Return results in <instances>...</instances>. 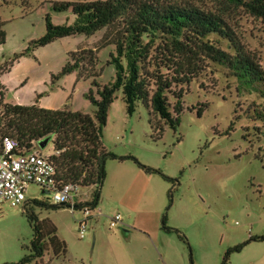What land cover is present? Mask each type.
<instances>
[{
	"label": "rangeland",
	"instance_id": "1",
	"mask_svg": "<svg viewBox=\"0 0 264 264\" xmlns=\"http://www.w3.org/2000/svg\"><path fill=\"white\" fill-rule=\"evenodd\" d=\"M56 1L92 0H0L6 32V42L0 46L4 101L19 104L15 89L25 85L20 104H29L41 94L44 108L67 107L93 114L96 108L84 96L89 89L96 92L91 80L77 73L59 80L53 76L66 64L69 52L99 48L105 30L92 36L61 38L16 61L13 58L31 40L45 34L47 14L57 25L72 22L70 11L53 10ZM233 26L264 68L260 22L241 16ZM111 51L110 47L98 49V68L103 72L97 81L103 84L115 75L114 67L106 65ZM235 87V80L212 67L190 84L177 130L165 126L160 138L149 124L148 109L139 103L129 115L122 91H118L104 129L105 146L116 154L135 156L142 164L178 179V183L174 186L161 175L148 174L126 160L141 174H126L122 184H116L111 165L123 162L108 160L101 199L84 238L78 230V220L83 218L79 210L73 214L66 206L46 208L31 203L30 211L53 222L67 244L64 256L49 261L46 255L38 264H264V240L249 242L251 236L264 235V159L259 157L264 150V123L245 114L258 96L239 93ZM203 104L207 108L199 116ZM41 151L50 155L53 144ZM93 191L94 187H81V198L90 201ZM27 200L55 205L36 185L28 188ZM115 214L121 215L122 225L110 229L108 217ZM165 215L167 226L179 230L182 238L163 229ZM32 238L23 206L0 200V264L19 263L30 253ZM242 244L240 251H232L227 258L229 249Z\"/></svg>",
	"mask_w": 264,
	"mask_h": 264
},
{
	"label": "trees",
	"instance_id": "2",
	"mask_svg": "<svg viewBox=\"0 0 264 264\" xmlns=\"http://www.w3.org/2000/svg\"><path fill=\"white\" fill-rule=\"evenodd\" d=\"M53 10L70 11L72 22L57 25L47 14L45 34L31 40L25 50L14 55V61L58 39L92 36L105 30L99 48L69 52L66 64L53 76V80H59L77 73L80 78L91 80L96 92L89 89L84 96L96 109L89 114L67 107L44 108L38 104L41 94L31 104L7 103L0 82V145L4 137H12L19 141L18 150L27 152L50 140L53 144L50 161L59 186L94 187L92 199L80 205L90 206L93 211L97 208L108 160H131L148 174H159L174 186L178 183V179L142 164L135 156L119 155L105 146L109 109L120 90L127 113L133 115L142 103L148 109L153 132L160 138L165 126L177 130L180 125L184 96L190 84L216 67L227 79L235 80L237 92L258 96L259 100H254L245 114L264 123V68L256 53L241 42L233 26L241 16H249L260 22L264 32V0L56 1ZM4 26L0 18V46L6 42ZM107 47L112 51L106 65L114 67L115 75L112 81L103 84L97 81L103 72V68H98V49ZM3 73L0 67V78ZM205 108L206 104L201 105L199 116ZM257 130L260 135V129ZM259 157L264 159V150H260ZM31 203L46 208L70 206L27 200L23 211L33 230L30 253L19 263L11 264H38L46 255L51 261L67 252V244L58 236L54 223L39 219L30 211ZM166 221L165 215L163 229L175 231L182 238L181 232L168 227ZM263 240L264 235L251 236L249 242ZM243 246L229 249L227 258Z\"/></svg>",
	"mask_w": 264,
	"mask_h": 264
},
{
	"label": "built area",
	"instance_id": "3",
	"mask_svg": "<svg viewBox=\"0 0 264 264\" xmlns=\"http://www.w3.org/2000/svg\"><path fill=\"white\" fill-rule=\"evenodd\" d=\"M19 141L12 137H4L0 145V200L20 207L27 201V190L31 185L38 186L44 193L52 197L54 204H69L74 214L80 211L83 218L78 220V230L84 238L88 221L93 217L90 206L80 205L86 202L80 195L81 187L73 184L59 186L55 179V167L50 155H44L38 147L27 152H20ZM109 228L122 225V217L115 214L108 218Z\"/></svg>",
	"mask_w": 264,
	"mask_h": 264
},
{
	"label": "crops",
	"instance_id": "4",
	"mask_svg": "<svg viewBox=\"0 0 264 264\" xmlns=\"http://www.w3.org/2000/svg\"><path fill=\"white\" fill-rule=\"evenodd\" d=\"M3 78H4V75L3 76H1V78H0V82H1V86H3V89L5 88V85H4V83H3ZM24 87H25V85L23 86V87H21V88H16L15 89V93H17L18 94V97H19V102H17V103H22L20 100L22 99V94H20L21 93V91L24 89ZM35 98V97H34ZM36 99V98H35ZM35 99L34 100H32L29 104H31V103H33L34 101H35ZM38 104L40 105V106H42V104H41V98H40V100H38ZM24 105H27V104H24ZM43 107V106H42ZM125 114H124V119L126 120V118H125ZM110 121V112H109V114H108V120H107V122H109ZM106 139H105V143H106ZM107 147V146H106ZM107 165V164H106ZM107 168H108V166H107ZM111 168H112V173L115 175V177H116V184H122V182L124 181V179H125V175L126 174H130V175H134L135 177H139V175L141 174L140 173V170L138 169V168H136V167H134L132 164H130L129 162H123V163H116V164H112L111 165ZM108 174V173H107ZM114 182V183H115ZM97 209V208H96ZM109 218V217H108ZM136 229V228H135Z\"/></svg>",
	"mask_w": 264,
	"mask_h": 264
},
{
	"label": "water",
	"instance_id": "5",
	"mask_svg": "<svg viewBox=\"0 0 264 264\" xmlns=\"http://www.w3.org/2000/svg\"><path fill=\"white\" fill-rule=\"evenodd\" d=\"M49 143H50V140L47 139V140H45V141L39 143V148H40L41 150H44V149L48 146Z\"/></svg>",
	"mask_w": 264,
	"mask_h": 264
}]
</instances>
